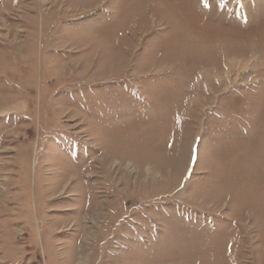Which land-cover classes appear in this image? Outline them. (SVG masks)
I'll list each match as a JSON object with an SVG mask.
<instances>
[{"label": "rangeland", "instance_id": "rangeland-1", "mask_svg": "<svg viewBox=\"0 0 264 264\" xmlns=\"http://www.w3.org/2000/svg\"><path fill=\"white\" fill-rule=\"evenodd\" d=\"M0 264H264V0H0Z\"/></svg>", "mask_w": 264, "mask_h": 264}, {"label": "flooded vegetation", "instance_id": "flooded-vegetation-1", "mask_svg": "<svg viewBox=\"0 0 264 264\" xmlns=\"http://www.w3.org/2000/svg\"><path fill=\"white\" fill-rule=\"evenodd\" d=\"M255 4V3H254Z\"/></svg>", "mask_w": 264, "mask_h": 264}]
</instances>
